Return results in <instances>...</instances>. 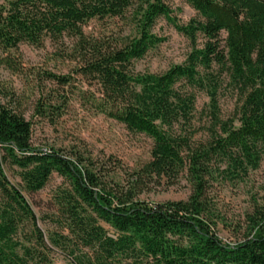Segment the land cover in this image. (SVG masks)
<instances>
[{"label": "trees", "instance_id": "obj_1", "mask_svg": "<svg viewBox=\"0 0 264 264\" xmlns=\"http://www.w3.org/2000/svg\"><path fill=\"white\" fill-rule=\"evenodd\" d=\"M122 1L137 4L138 34L87 66L102 87L90 100L98 112L152 138L150 159L125 188L91 156L34 145L31 120L0 83V264H49L50 248L23 191L43 189L53 174L66 186L55 202L61 233L50 244L73 264H264V205L248 214L242 239L225 242L208 196L215 174L244 178L264 157V0H184L197 15L183 24L168 0ZM87 16L86 0H0V47L41 46L78 32ZM159 17L190 40L191 50L163 72H136L134 61L163 40L152 32ZM224 75L238 96L229 118L219 102ZM42 76L62 89L71 84L67 75ZM198 90L209 96L201 137ZM67 104L65 93H51L35 112L58 119ZM182 176L191 184L187 199L138 198L143 185L174 184Z\"/></svg>", "mask_w": 264, "mask_h": 264}, {"label": "rangeland", "instance_id": "obj_2", "mask_svg": "<svg viewBox=\"0 0 264 264\" xmlns=\"http://www.w3.org/2000/svg\"><path fill=\"white\" fill-rule=\"evenodd\" d=\"M86 3L88 16L78 32L48 37L41 46L22 44L9 50L0 47V83L12 90L17 107L31 120L34 145L68 152L77 150L91 156L103 163L111 175L127 188L136 172L150 159L153 140L144 133L128 130L123 123L95 109L90 98L93 94L99 95L102 87L95 71H90L87 66L97 61L100 54L120 50L128 38L138 34L137 4H126L122 0H86ZM168 3L173 18L179 23H188L197 15L184 0H168ZM152 32L163 40L134 61L136 72L160 73L186 60L191 42L168 19L159 17ZM45 72L70 76L71 84L62 89L45 80L42 76ZM51 93H65L68 100L63 115L53 120L40 117L35 112L38 101ZM196 96L195 126L197 137H201L207 133L200 119L205 116L209 96L199 90ZM237 101V93L224 75L219 95L223 118L233 117ZM6 171L12 183H19L15 172L8 168ZM65 186L64 179L53 174L43 189L23 191L50 248L44 249L49 264H73L60 248L50 244V238L61 233L55 221V202L56 195ZM191 191V184L182 176L174 184L156 180L143 185L138 198L149 203L184 200ZM208 196L218 236L225 242L242 239L248 231V214L256 205H264V157L259 168L251 170L244 178L233 180L215 174ZM27 245L32 244L27 242Z\"/></svg>", "mask_w": 264, "mask_h": 264}]
</instances>
